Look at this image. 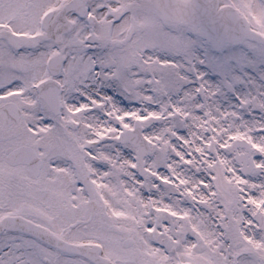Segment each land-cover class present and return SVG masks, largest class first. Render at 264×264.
I'll list each match as a JSON object with an SVG mask.
<instances>
[{
	"label": "snow or ice",
	"instance_id": "6c2138e0",
	"mask_svg": "<svg viewBox=\"0 0 264 264\" xmlns=\"http://www.w3.org/2000/svg\"><path fill=\"white\" fill-rule=\"evenodd\" d=\"M0 264H264V0H0Z\"/></svg>",
	"mask_w": 264,
	"mask_h": 264
}]
</instances>
